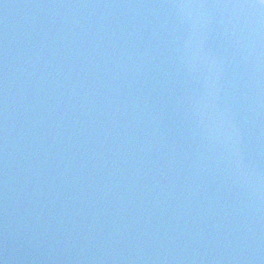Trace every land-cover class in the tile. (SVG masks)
<instances>
[{
  "label": "water",
  "instance_id": "95a60500",
  "mask_svg": "<svg viewBox=\"0 0 264 264\" xmlns=\"http://www.w3.org/2000/svg\"><path fill=\"white\" fill-rule=\"evenodd\" d=\"M0 264H264V0H0Z\"/></svg>",
  "mask_w": 264,
  "mask_h": 264
}]
</instances>
